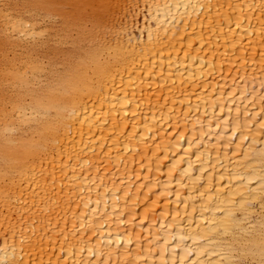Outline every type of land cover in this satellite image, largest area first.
I'll return each mask as SVG.
<instances>
[{
    "label": "bare ground",
    "instance_id": "obj_1",
    "mask_svg": "<svg viewBox=\"0 0 264 264\" xmlns=\"http://www.w3.org/2000/svg\"><path fill=\"white\" fill-rule=\"evenodd\" d=\"M262 5L0 0V264H261Z\"/></svg>",
    "mask_w": 264,
    "mask_h": 264
},
{
    "label": "rangeland",
    "instance_id": "obj_2",
    "mask_svg": "<svg viewBox=\"0 0 264 264\" xmlns=\"http://www.w3.org/2000/svg\"><path fill=\"white\" fill-rule=\"evenodd\" d=\"M28 1H30L31 4H34V3H36V1H37V2H42V3H44V2H46L47 0H39V1H38V0H28ZM62 23H63V19L60 18V19L57 21V24H58V25H61ZM0 36H1V34H0ZM4 64H5V62H4L3 60L0 59V66H1V65H4ZM0 159H1V160L4 159V155H3V153H0Z\"/></svg>",
    "mask_w": 264,
    "mask_h": 264
},
{
    "label": "snow or ice",
    "instance_id": "obj_3",
    "mask_svg": "<svg viewBox=\"0 0 264 264\" xmlns=\"http://www.w3.org/2000/svg\"><path fill=\"white\" fill-rule=\"evenodd\" d=\"M261 14L264 15V5H262ZM239 26L240 25L237 24V27H239ZM261 120H264V115L261 116ZM262 126H264V125H262ZM101 264H102V262H101ZM128 264H132V262L129 261ZM261 264H264V261H262Z\"/></svg>",
    "mask_w": 264,
    "mask_h": 264
}]
</instances>
